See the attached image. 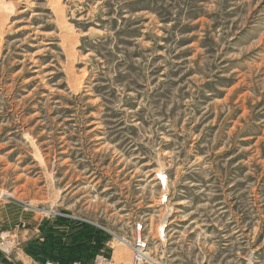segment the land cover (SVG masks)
<instances>
[{"label":"rangeland","instance_id":"rangeland-1","mask_svg":"<svg viewBox=\"0 0 264 264\" xmlns=\"http://www.w3.org/2000/svg\"><path fill=\"white\" fill-rule=\"evenodd\" d=\"M139 223L264 264V0H0V261L130 264Z\"/></svg>","mask_w":264,"mask_h":264},{"label":"built area","instance_id":"built-area-1","mask_svg":"<svg viewBox=\"0 0 264 264\" xmlns=\"http://www.w3.org/2000/svg\"><path fill=\"white\" fill-rule=\"evenodd\" d=\"M146 226L144 224L137 225V235L134 237L133 241L129 243V248L132 253L130 264H160L157 256L151 252V243L149 238L145 234ZM164 231H162L160 236L162 239ZM7 235L0 236V248H3L4 253H8V245L10 241ZM7 247V249L5 248ZM44 264H58L52 260H46ZM73 264H81L79 261H75ZM91 264H117L114 256L99 254L97 255Z\"/></svg>","mask_w":264,"mask_h":264},{"label":"bare ground","instance_id":"bare-ground-1","mask_svg":"<svg viewBox=\"0 0 264 264\" xmlns=\"http://www.w3.org/2000/svg\"><path fill=\"white\" fill-rule=\"evenodd\" d=\"M29 3V2H28ZM28 5H30V4H28ZM67 31V30H66ZM36 55V54H35ZM33 56V55H32ZM32 56H31V58H32ZM34 58V57H33ZM31 60V59H30ZM41 73V72H40ZM45 83H47V82H45ZM169 212V211H168ZM167 212V213H168ZM170 215V214H169ZM160 231L162 232L163 231V228L161 227L160 228ZM121 245H124L123 243H121ZM118 247H120V246H118ZM129 254H130V252H129ZM121 255V257H118L117 259H119V258H121V259H119L118 260V262H119V264H128V262H129V260H130V255H129V257L128 258H126V256H124V254H120ZM121 260V261H120Z\"/></svg>","mask_w":264,"mask_h":264},{"label":"water","instance_id":"water-1","mask_svg":"<svg viewBox=\"0 0 264 264\" xmlns=\"http://www.w3.org/2000/svg\"><path fill=\"white\" fill-rule=\"evenodd\" d=\"M0 264H6V263H4V262L0 261Z\"/></svg>","mask_w":264,"mask_h":264}]
</instances>
